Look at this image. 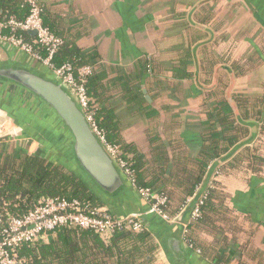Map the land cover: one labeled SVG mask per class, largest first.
Listing matches in <instances>:
<instances>
[{
  "label": "crops",
  "instance_id": "crops-1",
  "mask_svg": "<svg viewBox=\"0 0 264 264\" xmlns=\"http://www.w3.org/2000/svg\"><path fill=\"white\" fill-rule=\"evenodd\" d=\"M42 2L49 16L80 36L78 47L97 58L98 70L105 77L106 95L116 108L126 142L148 151L146 119L133 115L124 100L125 79L141 75L146 99L155 100L158 107L168 108L164 113L170 117L178 115L182 120L181 124L168 121L165 142L177 136L185 145L200 144L207 111L212 102L222 99L232 106L236 122L247 127V137L222 156L229 154L210 183L223 164L250 150H260L264 158V0ZM9 58L32 63L17 49L0 47V60ZM151 62L152 71L148 68L145 72V64ZM181 74L190 76L182 79ZM0 95L7 99L18 97L24 107L34 108L42 117L50 115L32 98L14 89L0 86ZM241 99L246 100V109H239L237 102ZM28 141L16 139L14 150L23 149ZM36 145L43 155H31L45 157L47 150ZM222 180L229 192L228 206L247 225L246 231L231 237L227 246L230 264H264V167L252 173L230 169ZM185 222L190 220L185 218ZM159 227V219L153 218L148 224L151 229ZM161 252L163 262L157 264H171L160 247ZM188 252L191 264H215L194 249L188 248Z\"/></svg>",
  "mask_w": 264,
  "mask_h": 264
},
{
  "label": "trees",
  "instance_id": "trees-1",
  "mask_svg": "<svg viewBox=\"0 0 264 264\" xmlns=\"http://www.w3.org/2000/svg\"><path fill=\"white\" fill-rule=\"evenodd\" d=\"M42 9L44 26L63 41L54 61L58 65L69 63L77 70L87 66L92 69L84 82L90 99L88 115L92 116L106 142L120 150L119 160L127 163L125 168L129 169L137 188L165 195L168 202L164 209L171 217H176L200 189L211 164L247 137V127L236 122L232 106L222 99L212 102L207 111V120L202 123L205 130L200 144L185 145L177 136L165 142V125H170L168 121L172 119V123L181 124L182 120L178 115L170 117L164 113L168 108L158 107L153 98L152 102L146 99L141 89V75H138L136 79H125L124 100L133 115L146 119L148 151L142 150L136 143L126 142L121 135L116 108L106 95L105 77L98 70L97 58L78 47L76 42L80 36L73 35L64 29L62 23L60 25L58 20L49 16L43 2ZM29 14L30 7L26 0H0V21L14 19L21 22ZM6 34H14L33 45L38 52H43L34 44L35 37L29 32L8 31ZM153 64H145L148 67L144 71L147 72ZM188 76L181 74L182 79ZM243 104L247 105L244 99L237 102L239 109ZM5 150V146H0L1 212L21 215L43 197L101 204L84 180L63 162H52L45 157L25 153L22 149L12 153ZM263 167L264 158L257 149L223 164L197 206L198 216L191 217L187 225V242L215 264H230L227 246L238 233L234 213L228 206L229 192L222 176L225 170L242 169L252 173ZM208 235L212 241L208 240ZM159 253L160 246L155 234L148 228L141 232L126 229L106 240L94 232L64 227L48 239L23 245L19 256L26 257L29 264H156Z\"/></svg>",
  "mask_w": 264,
  "mask_h": 264
},
{
  "label": "water",
  "instance_id": "water-1",
  "mask_svg": "<svg viewBox=\"0 0 264 264\" xmlns=\"http://www.w3.org/2000/svg\"><path fill=\"white\" fill-rule=\"evenodd\" d=\"M36 36V31L29 32ZM3 49H16L0 39ZM0 86L14 89L40 104L50 115L42 117L20 98L0 95V119L10 120L20 131L17 139L33 140L47 150L45 159L63 162L75 171L93 194L117 216L141 215L147 227L152 219L160 220L158 229H150L171 264H191L185 227L202 199L218 166L229 154L220 158L208 170L204 184L189 202L175 224L156 214L133 184L118 160L94 132L87 114L74 92L47 68L14 60H0ZM149 99V98H148Z\"/></svg>",
  "mask_w": 264,
  "mask_h": 264
},
{
  "label": "built area",
  "instance_id": "built-area-1",
  "mask_svg": "<svg viewBox=\"0 0 264 264\" xmlns=\"http://www.w3.org/2000/svg\"><path fill=\"white\" fill-rule=\"evenodd\" d=\"M42 1L26 0L30 7V14L21 22L14 19L0 21V39L26 54L33 64L50 70L74 92L80 105L86 112L94 132L100 137L107 149L118 160L126 174L130 177L129 169L125 168L127 163L119 160L120 150L106 142L104 136H102L96 127L92 116L88 115L90 99L87 95L84 82L91 74L92 69L87 66L77 70L69 63L58 65L54 61L63 41L44 26ZM8 31L10 33L16 31H36L34 44L38 45L43 52H38L34 49L33 45L24 42L22 38H18L14 34L7 35L6 32ZM8 122L12 121H0V132L7 130L6 125ZM11 131H17L20 135L17 127ZM130 179L132 180L131 177ZM132 182L135 185L133 180ZM138 190L150 204V213L160 216L170 224L177 222V219L190 202L187 203L176 217H171L164 209V206L168 202L165 195L154 194L150 190ZM197 206L192 212L193 218L199 214ZM64 227L94 232L106 240L126 229L141 232L148 228L141 215L117 216L111 213L102 203L97 205L85 203L78 199L43 197L21 215L11 214L8 211H0V264H29L26 257L19 256L23 245H33L43 239H48L55 235L58 229ZM186 230L187 226L185 227L184 237ZM185 242L190 249H194L186 239ZM194 250L200 253L199 250Z\"/></svg>",
  "mask_w": 264,
  "mask_h": 264
},
{
  "label": "rangeland",
  "instance_id": "rangeland-1",
  "mask_svg": "<svg viewBox=\"0 0 264 264\" xmlns=\"http://www.w3.org/2000/svg\"><path fill=\"white\" fill-rule=\"evenodd\" d=\"M16 126H15V124L14 123H12V122H8L7 123V125H6V131H4V130H2V132H0V146H3V145H7L5 148H6V150H5V152H7V153H12L13 151H14V143H15V141H16V139L20 136L18 133H17V131H15V132H12L11 130H13L14 128H15ZM36 143L37 142H35V141H33V140H29L28 141V143H26L27 145H25L24 147H22L23 149V151L25 152V153H30V154H34V153H36V154H39V155H43V152L41 151V150H38V148L36 147L37 145H36ZM21 149V148H20ZM17 150V149H16ZM2 151H4V149L2 150ZM4 152V153H5ZM227 170H225V172H226ZM226 174H227V172H226ZM234 216V218H235V222H236V224H235V226L237 227V231H238V233L239 234H242L243 232H245L246 230V224L245 225H243V222H241V219L239 218L238 219V217H236L235 215H233ZM241 230V231H240ZM243 231V232H242ZM237 233V234H238ZM236 234V235H237ZM235 236V235H234ZM207 237H209L210 238V241H211V237L208 235ZM236 238V237H235ZM162 252L159 254V258L157 259V263L158 262H163V260H162ZM156 263V264H157Z\"/></svg>",
  "mask_w": 264,
  "mask_h": 264
},
{
  "label": "bare ground",
  "instance_id": "bare-ground-1",
  "mask_svg": "<svg viewBox=\"0 0 264 264\" xmlns=\"http://www.w3.org/2000/svg\"><path fill=\"white\" fill-rule=\"evenodd\" d=\"M0 121H4L3 119H0Z\"/></svg>",
  "mask_w": 264,
  "mask_h": 264
}]
</instances>
